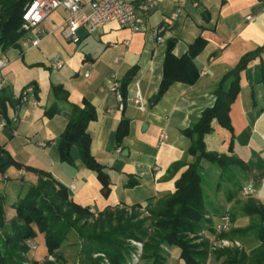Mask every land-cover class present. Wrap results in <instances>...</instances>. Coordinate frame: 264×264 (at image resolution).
<instances>
[{
  "label": "crops",
  "instance_id": "1",
  "mask_svg": "<svg viewBox=\"0 0 264 264\" xmlns=\"http://www.w3.org/2000/svg\"><path fill=\"white\" fill-rule=\"evenodd\" d=\"M155 1L139 31L119 28L114 23L93 32L81 26L77 30L79 40L72 42L62 34L65 11L59 8L28 34L34 37L39 30L47 33L36 47L20 44L0 50L9 57L8 65L0 72L4 83L0 92V146L23 166L50 173L68 188L70 199L81 206L102 211L145 205L174 191L179 171L168 175L167 170L184 156L190 144L182 130L213 105L214 90L222 75L241 56L260 48L239 72V90L228 113L232 131L213 119L211 132L203 138L206 150L237 161L225 171L211 162H202L210 224L215 225L220 215L229 211L231 228H244L254 218L241 211L242 203L253 198L264 205V0H186L174 19L171 16L178 0ZM161 26L163 30L158 34ZM197 36L206 40L194 59L199 71L197 80L193 84L175 82L156 99L166 54H184ZM168 42H172L170 50ZM55 55L63 62L59 69L52 67ZM134 67L136 73L125 86L121 105L110 90L111 76L117 77L122 90L124 76ZM31 83H36L37 94L29 92L22 110L17 111L14 97L26 86L33 88ZM52 84H61L68 98L67 102H58L59 111L48 117L45 110L54 101ZM137 90L144 110L129 101ZM151 99H155L152 105ZM84 103L94 111L86 127L91 153L105 166L110 178L106 197L101 194L96 173L84 166L75 147L71 149L72 163L60 161L56 149L70 117V104L83 107ZM121 120L128 122V134L117 144L115 132ZM37 179L35 172L13 165L0 174L6 220L15 215L13 203ZM129 179H135L136 185L126 187ZM249 182L254 191L242 196L240 189ZM234 238L247 253L258 246L251 232ZM32 241L34 250L28 252V258L42 260L47 255L43 234L37 233ZM169 251V263L185 264L177 248ZM225 258L209 253L205 264H225Z\"/></svg>",
  "mask_w": 264,
  "mask_h": 264
},
{
  "label": "trees",
  "instance_id": "2",
  "mask_svg": "<svg viewBox=\"0 0 264 264\" xmlns=\"http://www.w3.org/2000/svg\"><path fill=\"white\" fill-rule=\"evenodd\" d=\"M28 1L0 0V50L20 45L25 34L21 28L22 13ZM205 45L206 40L197 36L184 54L175 56L170 51L166 54L156 99L161 98L175 82L193 84L197 80L199 71L194 59ZM260 50L257 48L244 54L222 75L214 90L216 99L213 105L205 108L197 119L182 130L190 144L184 156L167 170L168 175L179 171L174 191L145 205L137 203L90 212V206L73 202L68 188L50 173L23 166L0 146L1 175L11 165L38 175L36 183L30 184L13 203L15 215L10 220H6L5 196L0 192V264H62L64 257L60 248L70 233L76 234L82 264H126L136 250L130 240L141 242L140 264H167V248L171 247L178 249L179 258L185 264H205L209 248L215 240L223 237L231 240L250 232L258 241V246L248 253L237 247H223L214 253L225 255V264H264V205L247 198L240 208L254 218L253 222L244 228L232 229L230 234H216L214 225L210 224L206 215L202 177L203 161L211 162L225 171L235 160L206 150L203 138L211 132L213 119L232 131L228 113L239 90V72ZM135 73L134 67L124 76L121 90L123 99L126 96L125 86ZM31 84L36 95L37 85ZM50 92L54 101L45 110L48 117L59 111L58 102H67L68 98V92L61 84H52ZM70 106V117L56 143L58 157L60 161L72 163L71 149L75 147L84 166L96 173L101 194L106 197L110 192V178L105 166L93 157L86 131L88 122L94 118L93 108L87 103L83 107ZM127 134L128 122L121 120L115 132L116 143L120 144ZM136 183L135 179H129L125 186L133 187ZM37 233L43 234L47 255L42 260H30L28 242Z\"/></svg>",
  "mask_w": 264,
  "mask_h": 264
},
{
  "label": "built area",
  "instance_id": "3",
  "mask_svg": "<svg viewBox=\"0 0 264 264\" xmlns=\"http://www.w3.org/2000/svg\"><path fill=\"white\" fill-rule=\"evenodd\" d=\"M186 0H178V7L176 12L171 16L174 19L181 11ZM156 4L155 0H29L22 13L21 28L25 34L20 40V44L24 48L36 47L41 39L47 34L39 30L34 37L28 36L31 31L37 30L40 24L55 10L62 8L65 11V17L62 25L63 36L72 42L79 40L77 30L81 26L93 32L103 26L114 23L119 28H127L131 31H139L142 29L145 17L152 7ZM250 18V16H247ZM163 27L157 29L158 34L161 33ZM157 41H161V37L157 36ZM55 61L52 64L54 69L62 67V60L55 55ZM9 63V57L6 54H0V72ZM110 90L114 93L116 100L122 105L123 96L115 75L111 76ZM4 83L0 77V92L2 91ZM33 90L32 86L24 87L18 95L14 97V105L17 111L22 110L24 103L28 99V93ZM128 99V98H127ZM140 110H144L142 95L140 91H136L132 98H129ZM1 125H5L2 121ZM163 137V134H161ZM44 146V143H40ZM119 152L120 149H117ZM73 188V185L70 184ZM254 191L252 183H247L240 189L242 196H250ZM90 212L94 213V209L90 207ZM231 223L229 213L226 211L222 213L219 220L214 225L215 233L220 234L226 230ZM29 243V242H28ZM229 243L236 245L240 244L238 240H227L220 238L215 240L210 247H226ZM31 246V245H30ZM137 255V252L134 256Z\"/></svg>",
  "mask_w": 264,
  "mask_h": 264
},
{
  "label": "rangeland",
  "instance_id": "4",
  "mask_svg": "<svg viewBox=\"0 0 264 264\" xmlns=\"http://www.w3.org/2000/svg\"><path fill=\"white\" fill-rule=\"evenodd\" d=\"M205 192V191H204ZM230 215V218H231V213L229 211H227ZM231 223H230V226L222 231L221 233H231ZM236 237V236H235ZM227 240H230L228 237H223ZM233 240H237L235 239L234 237L231 239V241ZM239 242V241H238ZM130 243L132 245H134L136 247V250L131 254V259H129L127 261L126 264H140L142 261H140L139 257H140V254H141V242L139 241H135V240H130ZM240 243V242H239ZM29 245L30 246V250H34V246H33V241L30 240L29 241ZM226 247H237V248H240V249H243V246H241V243L236 245L234 243H229L228 245H226ZM222 247H219V246H216L215 248L214 247H210L209 248V251L210 253H214V251L216 249H221ZM79 249H80V245L78 244V241H77V237H76V234L75 233H70L68 235V238L66 239V241L62 244L61 248H60V251L64 257V262L62 264H82L81 261H80V258H79ZM170 248H167L168 250V256H167V259L170 258V251H169ZM247 249V248H246ZM137 252V255L134 256ZM96 256V255H94ZM106 260V259H105ZM167 264H172V263H169L167 261ZM211 264H217L216 262H211Z\"/></svg>",
  "mask_w": 264,
  "mask_h": 264
},
{
  "label": "water",
  "instance_id": "5",
  "mask_svg": "<svg viewBox=\"0 0 264 264\" xmlns=\"http://www.w3.org/2000/svg\"><path fill=\"white\" fill-rule=\"evenodd\" d=\"M171 46H172V42H168L167 43V50H170ZM154 101H155V99H151L150 104L152 105L154 103Z\"/></svg>",
  "mask_w": 264,
  "mask_h": 264
}]
</instances>
